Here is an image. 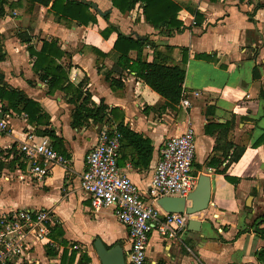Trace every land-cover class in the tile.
<instances>
[{
    "label": "crops",
    "instance_id": "1",
    "mask_svg": "<svg viewBox=\"0 0 264 264\" xmlns=\"http://www.w3.org/2000/svg\"><path fill=\"white\" fill-rule=\"evenodd\" d=\"M78 1L96 4L99 11L91 9L95 23H59L49 7L25 0H6L5 15L0 16L4 55L0 80L38 103L48 117L43 125L31 124L28 116L23 117L26 113L14 112L9 131L0 136V213L17 208H46L52 213L54 246L39 247L35 264H62L65 250L67 259L75 254L73 264H79L85 253L91 258L88 264H101L93 244L97 238L108 248L121 244L127 258L130 242L127 227L113 210H94L90 195L80 188L86 155L98 141L101 124L90 118L72 127L74 104L61 90L48 93L47 84L33 71V59L20 35L31 38L37 50L43 41H57L67 53L62 63L70 66V82L81 84L91 102L102 100L121 116L109 125L123 123L151 139L154 150L148 167L135 168V150L124 143L118 161L143 196L164 141L193 128V173L210 178V201L205 211L188 216L178 238L152 232L147 250L151 264H264V0H174L181 6L182 29L168 35L148 23L140 7L122 14L110 0ZM118 33L148 36L161 51L171 47L172 52L160 58L170 66L181 64L183 50L187 51L183 91L190 106L181 101L166 106L165 99L135 72L119 66L121 54L113 48ZM128 57L132 64L138 52L131 50ZM141 59L152 63L155 48L146 44ZM107 73L116 81V89L106 80ZM26 126L35 128L39 136H48L45 129L52 131L53 147L68 164L51 166L42 180L30 177L17 151ZM241 151L240 158L233 160ZM190 219L199 223L189 224Z\"/></svg>",
    "mask_w": 264,
    "mask_h": 264
},
{
    "label": "built area",
    "instance_id": "2",
    "mask_svg": "<svg viewBox=\"0 0 264 264\" xmlns=\"http://www.w3.org/2000/svg\"><path fill=\"white\" fill-rule=\"evenodd\" d=\"M181 103L191 104L184 91ZM14 114L4 113L0 118V136L9 131ZM121 139L116 126L104 124L99 128L98 141L86 155L80 188L90 195L94 210L112 209L117 220L127 227L130 242L127 264H151L147 250L152 232L174 239L185 228L189 215L168 213L158 205V200L167 196L187 197L195 189L198 181L193 173L195 133L189 127L181 135L164 141L147 196L119 167ZM17 151L27 164L30 177L36 179L47 177L53 165L68 164L54 149L50 137L39 136L30 126H26ZM51 227L52 213L46 208H17L0 213V264H35L39 247L54 246ZM72 248L78 249V245ZM187 251L191 249L187 247Z\"/></svg>",
    "mask_w": 264,
    "mask_h": 264
},
{
    "label": "trees",
    "instance_id": "3",
    "mask_svg": "<svg viewBox=\"0 0 264 264\" xmlns=\"http://www.w3.org/2000/svg\"><path fill=\"white\" fill-rule=\"evenodd\" d=\"M32 5H41L49 7V12L55 17L56 22L70 23L76 21L80 25L87 26L89 23L97 21L96 13L91 9V5L78 0H25ZM112 6L117 8L122 14H127L136 7L143 10L145 20L153 25L156 29H161L167 35L173 31L182 29V22L178 19L181 6L174 0H110ZM6 0H0V16L5 15L4 5ZM96 11V10H95ZM98 12V11H96ZM108 13L104 16L108 19ZM113 29L114 27L111 26ZM27 44V51L33 59V71L37 73L40 80L47 84L48 93L53 94L61 90L67 95L68 102L74 104L71 125L78 128L86 123L90 118L96 123L112 124L114 121L119 122L121 116L117 115L115 109H109L101 100L99 104L90 101V93L85 94L82 91L81 84L74 86L69 80V67L63 65L62 59L67 55L59 46L57 41H43L40 50H37L31 43V38L24 35L19 36ZM146 44L155 48V60L152 63L142 61V50ZM114 50L121 54L119 66L135 72L145 83L165 99V105L175 107L182 99L183 84L186 77L187 51L183 50L182 62L179 65L170 66L161 61L163 53L172 52L171 47H166L161 51L156 48L155 44L148 36L133 38L123 33H118V37L113 46ZM131 50L138 52V58L132 64L129 63L128 57ZM196 58L209 59L207 54H196ZM4 55L0 45V60ZM111 73L105 75L106 80L110 83L112 89H116V81L111 79ZM83 98V99H82ZM82 99L81 103L80 100ZM0 109L3 113L16 112L26 113L31 124L43 125L47 123L48 117L43 112L40 105L30 100L22 91L9 89L0 80ZM22 105V107H20ZM109 113V115H108ZM113 115L111 116V114ZM111 116V118H110ZM219 127V125H217ZM117 128L122 134L120 153L122 144L134 148L132 165L135 168L148 167L152 159L153 145L151 139L134 132L123 123H118ZM207 131V130H206ZM44 133L51 139L55 138L52 131L45 129ZM243 151V150H242ZM242 151L233 157L238 160ZM264 217L262 218V222ZM259 225V224H257ZM264 234V230H261ZM65 250L62 255V264H73V253L70 258L66 257ZM91 258L88 254H83L79 264H88Z\"/></svg>",
    "mask_w": 264,
    "mask_h": 264
},
{
    "label": "water",
    "instance_id": "4",
    "mask_svg": "<svg viewBox=\"0 0 264 264\" xmlns=\"http://www.w3.org/2000/svg\"><path fill=\"white\" fill-rule=\"evenodd\" d=\"M85 2V1H84ZM91 5L96 11H99L96 4L85 2ZM4 113L0 112V118ZM210 178L206 175H199L195 189L187 197H162L158 200V205L168 213L194 215L205 211L210 201ZM190 202V205H186ZM198 221L190 219L189 224ZM94 250L101 264H127L126 256L121 244L107 247L104 242L97 238L94 241Z\"/></svg>",
    "mask_w": 264,
    "mask_h": 264
}]
</instances>
